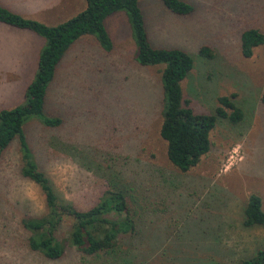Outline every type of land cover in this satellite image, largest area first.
I'll list each match as a JSON object with an SVG mask.
<instances>
[{"label":"rangeland","instance_id":"obj_1","mask_svg":"<svg viewBox=\"0 0 264 264\" xmlns=\"http://www.w3.org/2000/svg\"><path fill=\"white\" fill-rule=\"evenodd\" d=\"M183 1L192 6L189 14H172L158 0H138L149 42L180 48L192 58L180 86L193 112L212 114L216 98L231 94L242 112L235 123L216 119L210 149L195 166L181 172L166 158L158 135L163 65L139 66L134 61L123 11L104 20L112 45L108 54L85 35L62 58L52 83L54 92H63L62 98L55 97L64 101L61 130H45L30 119L25 131L54 190L63 199L79 201L82 208L91 203L104 173L119 171L126 178L137 208L136 230L117 245L119 252L133 256L128 264H239L257 249L264 250V227L242 226L249 194L260 197L264 211V42L249 57L239 49L243 29L255 27L264 35V0ZM0 4L23 14L39 12L38 20L55 24L85 3ZM42 45L40 36L0 22V109L23 103ZM201 45L212 50L211 57L197 53ZM92 150L101 158L92 159ZM41 212L39 190L18 173L14 140L0 158V264H127L122 256L114 262L80 258L69 247L56 260L30 251L20 222ZM67 226L65 219L56 232L59 240L66 237Z\"/></svg>","mask_w":264,"mask_h":264},{"label":"trees","instance_id":"obj_2","mask_svg":"<svg viewBox=\"0 0 264 264\" xmlns=\"http://www.w3.org/2000/svg\"><path fill=\"white\" fill-rule=\"evenodd\" d=\"M83 1L85 4L81 10L55 24H46L0 4L1 23L28 30L43 38L34 77L23 92V103L0 109V158L16 140L18 173L21 178L33 183L42 196L43 212L22 218L20 222L28 234L25 243L30 251L56 260L69 247L80 258L87 256L104 261L109 258L114 262L122 256L121 262L128 264L126 260L130 261L133 256L119 252L117 245L120 239L134 235L136 230L137 208L126 178L119 171L104 173L91 203L82 208L79 201L63 199L58 195L37 163L28 142L25 124L30 119L37 121L45 130H61L64 123V101H56L55 98H62L63 92H54L52 83L67 50L79 37L91 35L100 50L108 54L112 45L104 20L112 13H125L135 46L134 61L139 66L163 65L159 73L161 121L158 135L165 143L167 160L181 172L195 166L200 157L209 151V133L217 118L235 123L241 119L242 112L230 99L232 94L218 96L212 114L192 111L183 99L180 86L192 67V58L180 48L153 46L149 42L138 0ZM158 1L175 15H186L192 11V6L183 0ZM263 42L264 35L259 29H243L239 34L241 55L249 57L253 48ZM197 53L203 57L212 56V50L204 45L198 48ZM261 100L264 102V89ZM90 156L92 159L96 156L101 158L93 150ZM65 219L68 220L67 235L59 240L56 232ZM242 226L264 227V211L257 194L247 196ZM239 264H264V250L257 249L241 259Z\"/></svg>","mask_w":264,"mask_h":264},{"label":"crops","instance_id":"obj_3","mask_svg":"<svg viewBox=\"0 0 264 264\" xmlns=\"http://www.w3.org/2000/svg\"><path fill=\"white\" fill-rule=\"evenodd\" d=\"M78 6V5H77ZM69 7H66V9H68ZM70 11H72V8H71V10ZM31 14H27V13H25V15H30V16H33V17H35V18H38L39 17V12H37V13H35V12H30ZM53 17H55V16H53Z\"/></svg>","mask_w":264,"mask_h":264}]
</instances>
